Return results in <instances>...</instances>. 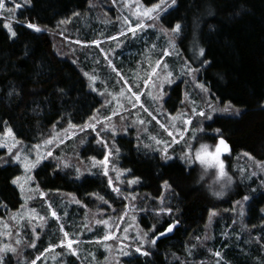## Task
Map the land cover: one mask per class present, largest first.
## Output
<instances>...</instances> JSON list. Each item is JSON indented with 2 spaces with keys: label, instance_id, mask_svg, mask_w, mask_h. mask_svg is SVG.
<instances>
[{
  "label": "trees",
  "instance_id": "16d2710c",
  "mask_svg": "<svg viewBox=\"0 0 264 264\" xmlns=\"http://www.w3.org/2000/svg\"><path fill=\"white\" fill-rule=\"evenodd\" d=\"M140 1L145 6L159 3V0ZM33 4L14 13L12 28L17 33L15 37H11L3 27L0 17V128L9 125L20 143L28 145L36 143L49 130L60 129L61 124H85L107 101L108 97L103 96L100 89L92 91L95 81L90 84L88 77L101 72L102 64H105V70L101 75H110L106 72L108 62H93L88 58L89 48H82L77 43V36L90 39L93 36H86L92 34L91 30L93 33L102 32L105 26L100 22L105 16L101 13V4L106 9L113 6L107 0H93L92 6L89 0H33ZM160 15L163 19L157 21L159 28L161 23L165 27L177 22L184 26L180 35H172L175 48L167 58L170 69L175 71L180 62H185L186 68L201 67L193 56L188 60L184 54L194 36L198 47L205 49L204 59L210 61L196 74L197 80L209 88L210 93L194 89L190 78L182 74L165 86L164 110L172 114L181 111L182 100L189 87L194 93H199L205 105L215 103L223 108L225 103H229L233 109L239 110V115L235 111L213 112L211 120L201 122V130L195 138L211 144L219 138L225 139L229 151L223 154L222 160L225 171L233 177L232 189L224 198H210L201 186L194 184L197 165L185 163L177 154L170 160H161L159 150L141 148L137 136H133L132 130L124 123L122 126L128 129L127 132L118 128L113 141L119 149L114 153V166L120 173V182L114 180L113 169V174L103 177L97 174L102 171L96 168L86 171L82 163L81 177L76 179V170L71 166L57 168L59 159L55 155L46 158L35 170L36 184L51 197L48 204L58 210L60 219L57 222L44 206L46 223L42 230L36 229L41 232L35 244L29 246V242L23 239L18 246L13 233L10 244L18 248L19 255L1 253L4 264H30L48 246L57 245L60 241L58 227L62 221H65V231L79 238L77 252L73 249L63 254L62 260H57L64 264H264V213L260 212V208H264V171L259 170L254 176L249 173L252 163L264 162V108L261 107L264 104V0H178L175 6L166 8ZM89 17L96 20L90 22ZM25 22L36 23L42 31L28 29ZM209 25L213 27L210 29ZM106 31L109 35L113 33ZM161 34V38L165 37V32ZM142 45V40H139V44L129 46L141 49ZM123 50L124 47L110 64L123 71V78L130 81L131 71L128 70L136 62H126L121 55ZM98 56L102 61L99 52ZM125 64L130 68L123 70L121 66ZM96 85L109 88L105 78ZM57 89H64V92ZM217 128L221 129L219 137L213 131ZM85 140V144L76 147L77 158L89 159L85 154L90 150L93 157L101 159L103 149L96 144L95 135L90 133ZM64 145L60 144L55 152L59 153ZM245 152L254 160L245 156ZM65 161H68L67 157ZM126 169L130 172L124 171ZM18 172L19 167L13 163L0 167V201L7 205V208L0 207V223H4L8 212L20 208L18 188L10 183ZM135 177L139 178V183L129 186L127 181ZM108 178L113 180V186L122 190L123 195L118 196L111 191L107 186ZM164 180L169 181L174 189L164 195V204L172 208L180 223L164 237H157L149 257H140L137 261L119 255L117 247L128 244L120 234L122 228H117L116 240H103L109 228L114 229L116 224L123 227L131 225L128 235L133 229L137 230V226L146 230L158 220L162 226L157 231H163L171 222L167 216L160 218L151 211L160 203L165 191L161 187ZM92 193L109 199L111 207L102 204L95 195H89ZM129 193L137 199L132 200ZM246 195L249 196L247 201L243 200ZM77 200L80 202L76 203ZM237 201L244 205L243 216L238 212ZM37 203L38 207L42 204ZM124 205L131 207V211L125 212ZM85 212L86 216L83 215ZM210 212L215 213L211 219ZM120 215L126 217V222L117 219ZM97 219L108 221V226L95 223ZM1 232L0 228V235ZM104 243L106 251L109 250L108 256L101 248ZM73 251L76 255L72 254Z\"/></svg>",
  "mask_w": 264,
  "mask_h": 264
},
{
  "label": "rangeland",
  "instance_id": "374dc122",
  "mask_svg": "<svg viewBox=\"0 0 264 264\" xmlns=\"http://www.w3.org/2000/svg\"><path fill=\"white\" fill-rule=\"evenodd\" d=\"M111 1L113 6L108 7V9L105 8L104 4H101L102 9L101 13L105 16L103 18V21L100 22L105 28L102 32L99 30L93 33V30H91V33L89 36H86L90 39H85L82 37L77 36V41L80 42V46L84 49L89 48L88 53L86 55L88 58L93 59V62H108L107 65L109 68H106V72H109L110 75H107L105 77L104 75H101V73L104 72L105 64H102L101 72L92 74L96 77L95 80H90L89 77V83L94 85L97 90L100 89L103 96L104 94L108 97L107 101L103 103L102 108L98 109L96 114L94 115L95 119L92 120L93 123L96 121H101V124L98 125V127L102 126L104 121V117L110 116L113 112H117L118 115L112 116V119L110 121H107L109 124V130L107 131V134L105 135V139L109 142H113L112 138V130H115V132L118 131V128H120L124 123L126 126L132 130L131 134L133 136H137L138 140L140 141L141 148H156V150H160L164 145H157L155 143V140L151 139L152 137H155L156 139L164 141L165 144L170 142L172 139L168 136L167 132L164 131V129L159 127L160 123H163L165 127L169 129V131H172L174 135L176 136L177 140H184L188 144L194 145V147L191 149L189 155L192 157V163L193 166L197 165V168L195 169V174H197L198 171L203 170L205 168L210 169L215 168L218 170L217 165L215 162H212L211 164H205L201 161L197 160L195 158L196 149L199 148L201 144L208 145L209 150L215 151V144L218 143L216 141L215 143L211 144L210 142H207L205 140H195L197 132L195 136H193L191 131H184L183 136L180 135V130L184 128L185 126L182 123L183 118L190 112V109L192 106L197 107L198 109L205 108L206 105L203 100H201V97L198 96L199 93H194L193 88L186 91L183 102V107L181 111H177L175 113H167L164 108L161 100L160 102H157L154 97L158 95L159 91H163L165 93V86L169 84H161L160 81L167 75V72H172L173 75L171 79L174 81V77H181L182 74H186L187 68L185 62H180L179 65L176 67V70L173 71L169 68V64L167 61V58L170 54V52L175 48L173 34L168 31L165 32V37H162L161 32L159 31L160 28L157 25V22H153L152 20H149L148 17H144L141 14L144 11H147L150 9L151 6H145L141 3L140 0H107ZM17 3H21L22 0H16ZM14 5L12 3H6V8H12ZM107 6V5H106ZM166 9V8H165ZM109 16H107V14ZM13 13H8L6 11H0V17L2 18L3 25L9 24L12 27V22L15 20L13 17ZM91 18L90 22L95 21L93 17ZM125 18H128V24H125ZM140 20H143L145 23V27L142 29H139L136 31L135 34H132L128 31V27H134L137 22ZM151 25V26H149ZM88 26V25H85ZM113 31L112 34L109 35V33H106L107 31ZM104 32V33H103ZM120 33H123V35H120ZM146 35H148V38L146 39ZM115 36V40H110L108 37ZM157 40L158 42L155 40ZM159 39H161L159 41ZM97 41V44L91 43V41ZM139 40H142L143 47L141 49H138V47H130V44H139ZM83 41H88L90 43H84ZM74 42V41H73ZM157 42V45H156ZM119 45V46H117ZM198 42L194 36L192 38V41H190L185 49V53L183 49H181V52L186 54L187 58L189 60V56H195L196 51L198 48ZM95 48H92V47ZM155 46V47H154ZM124 47V50L122 51L121 55L123 54L124 59L126 62H136L135 65L131 68L129 65L125 64L122 67L123 70L129 69L128 71H131V74L129 77H131V80L128 81L127 79H121L123 77L122 72L110 64V62H113V58L116 56L118 51ZM92 48V49H91ZM168 51V55L164 56V51ZM96 52V53H95ZM98 52L102 56V61L99 60ZM156 52H158V56L156 57ZM161 52V54H160ZM84 54V52H83ZM97 54V55H95ZM160 54V55H159ZM90 56V57H89ZM161 60V65H157L156 61L158 59ZM119 61L121 62V56H118ZM195 60V59H194ZM167 64L168 68L167 70L162 69V65ZM152 67H157L158 75H153L151 78H149L148 73L151 71ZM97 69V68H96ZM119 74V75H117ZM91 77V76H90ZM108 80L109 82V88L107 86L98 87L96 85V82L103 81L104 78ZM149 79V84L145 85L144 80ZM101 86V84H100ZM91 87V88H93ZM110 89V90H109ZM131 89V91H129ZM141 96V103L144 104L145 108H148L149 112L152 113L153 116L156 117V119H153L152 116L148 114V112H145L139 105H137L135 108L132 107V103L134 102V96L132 95L134 92H137ZM99 93V92H98ZM121 93H123L121 95ZM151 93V94H149ZM102 98V95H101ZM163 99V97H162ZM103 100V98H102ZM104 101V100H103ZM212 104V103H211ZM214 104V105H213ZM212 105L214 107H217L215 103ZM121 105L123 107H121ZM124 116V120L120 119V116ZM195 122L190 123L187 127L189 129H200L201 127V120L198 117L192 118ZM142 120L144 121L143 125L139 123H134V121ZM84 125V124H83ZM70 126V124L65 125L61 124L60 129L54 128V130H49V132H46L45 135H42L41 138L34 144L28 145L19 143L16 144V141H19L12 130V128L9 125H3L0 128V151L1 156L5 155H12L16 151H19L21 153V156L29 155L30 158L35 159L37 153L43 155L47 158V153L51 152L53 155L58 157L60 160H66V157L68 158V161H66L70 166L72 170H76V166L81 170L82 172V166L80 163L85 165V170L91 172L93 169L96 168L97 170H100L103 172L102 166L99 164H96L95 167H93L95 161L90 159V157H93L94 154L90 153V150L87 151L86 157L89 159H83V157L77 158V146L81 145V141H86V136H89L90 133L92 135H95V132H92L90 129H84L81 131L82 126ZM200 125V126H199ZM11 129V135H8V130ZM71 138L70 141L67 139ZM51 140L52 143L48 144L45 143V141ZM64 144V148L61 149V151L55 152L57 148H59L60 144ZM86 143V142H85ZM84 143V144H85ZM94 142L92 141L91 144ZM13 144H16V147L13 149V153H8V148L11 147ZM35 145H39V148H35ZM95 145V144H94ZM98 145V144H97ZM147 146V147H145ZM98 147H101L100 145ZM137 148V147H136ZM185 148L184 143H178L171 145L169 149V156L172 155H178V157L181 155L182 151ZM28 150H31L30 152ZM54 150V151H53ZM60 150V149H59ZM67 152V154H66ZM226 152L220 153V160L223 162L222 157L223 154ZM104 155V152H103ZM66 156V157H65ZM46 158L44 160H46ZM71 158V159H70ZM71 161H70V160ZM41 161L42 162L44 161ZM97 161L100 159H96ZM114 154L110 157L109 164H108V171L111 173L112 169L115 172L114 173V180L117 182H120V179H117L118 171H115L114 166ZM16 164L19 167V172L15 177L19 176L20 181L19 184L23 185V192L21 191V188L17 186L19 191V196L21 199V205L20 208L12 211L11 213L8 212L7 216L3 219L4 223H0L1 226V235H0V242L1 245H12L11 243V236L14 235V240L17 238L23 240L26 239L31 246L35 244V240L40 235V232H37L36 229L42 230L46 223V215L44 213V206L48 209V200L51 199V197L48 194H45L44 197H40L38 192L35 191L37 184H36V176H35V170L41 165H38L36 168H32L29 171H25L24 166L22 163H13ZM224 165V162H223ZM209 170V171H210ZM225 170V169H224ZM259 169L256 167L255 163H252L251 167L249 168V173H257ZM32 176V180H28L27 177ZM113 178V177H112ZM42 191V190H40ZM29 197H33L32 199H28ZM62 195H60V198ZM37 201H39L40 206H37ZM61 203V200L59 201ZM64 203L62 201V204L64 206ZM23 205V207H21ZM35 209V213L32 212V210ZM131 207H127L125 212L131 211ZM238 212L240 214V207L237 206ZM53 210L57 211V217L54 218L55 220L60 219L59 212L56 208ZM85 212L83 215L86 216ZM50 214V213H49ZM63 219L65 217V211L62 213ZM39 216H44L45 221H39ZM88 216V215H87ZM122 215L118 216L117 219L121 221L120 217ZM124 216V215H123ZM88 218V217H87ZM131 219V218H130ZM31 220V223L29 221ZM95 222V221H94ZM41 224H43V227H41ZM61 224H65V221L63 223L60 222L59 226ZM26 225L25 227L21 228L20 226ZM106 227V226H105ZM108 228V227H107ZM59 229V227H58ZM117 229L116 227L114 229H110L106 231L105 235H111L112 233L115 234L114 239H117ZM35 232V235L33 233ZM137 230L133 229L127 236L128 239L125 240L127 244L133 243V237L136 235ZM76 234L78 236L79 234ZM120 234L124 237L125 233L123 232V228L120 232ZM120 235V236H121ZM27 236H29V239H27ZM59 239L60 241L57 243V245H54V247L49 248V251L45 252L38 256V259L36 258L35 261L38 264H64L63 261H57L62 260L63 254L70 252L71 250L75 249L77 252V247L79 246V238H74L72 235L68 234V239H71L74 243L72 246V249L69 250L66 246V241L62 244L61 242L64 240L63 234L59 231ZM119 238V235H118ZM124 241V242H125ZM121 242V241H119ZM121 242V243H124ZM3 243V244H2ZM121 247V246H120ZM120 247L117 249L120 251ZM103 249L105 251L107 250L106 243L102 245ZM126 251V250H125ZM106 255H109V250L106 251ZM1 255V253H0ZM85 256V255H84ZM31 264V263H30Z\"/></svg>",
  "mask_w": 264,
  "mask_h": 264
},
{
  "label": "snow or ice",
  "instance_id": "6c2138e0",
  "mask_svg": "<svg viewBox=\"0 0 264 264\" xmlns=\"http://www.w3.org/2000/svg\"><path fill=\"white\" fill-rule=\"evenodd\" d=\"M178 0H159V3L154 4L150 9H148L147 11H144L141 15L144 17H148L149 20H152L153 22H157V21H162V17H161V13L164 12L165 8H171L173 6H175L177 4ZM6 3H12L14 6L12 8H6L5 5ZM93 4V0H89V5L92 6ZM34 6L33 4V0H22V3H17L16 0H0V11H6L8 13H15L17 11V9L21 8V7H32ZM211 14V13H209ZM73 15H78V13H73ZM125 24H128V18H125ZM60 23H63V21H61ZM145 23L143 20H140L139 22H137L135 24L134 27L129 26L128 27V31L131 32L132 34H135L137 30L142 29L143 27H145ZM151 26V25H149ZM4 28H6L10 34L11 37H15L17 35V33L13 30V28L9 25V24H4L3 25ZM25 27H27L28 29H31L35 32H41L42 28L40 26H38L36 23H32V22H25ZM183 24L180 22H177L175 24L170 25L169 27H165L163 23L160 24V31L161 32H168L170 31L174 36H178L182 33L183 31ZM213 26L209 25V28L211 29ZM120 35H123V33H120ZM108 39L110 40H115L116 37L115 36H110L108 37ZM77 43H80L79 41H77ZM91 43L93 44H97L98 42L93 40L91 41ZM119 46V45H117ZM175 46V45H173ZM169 53L167 50L164 51L163 55L167 56ZM206 55L205 49L204 48H198L196 51L195 56L193 57V59H195L197 62L201 63V67L200 68H193L191 66L187 67V72H186V76L190 78L189 82L193 85L194 89H198L200 92L203 93H210V89L207 88L203 83L199 82L196 78V74L198 72H200L204 65H208L210 63L209 60L204 59V56ZM163 59V57H161V59H158L156 61L157 65H161V60ZM75 63V61H74ZM168 65L167 64H163L162 65V69L163 70H167ZM85 75L87 76L88 74L85 73ZM119 75V74H117ZM153 75H158V71H157V67H152L151 71L148 73L149 78H151ZM173 73L172 72H167V75L160 81L161 84H172L173 80L171 79ZM221 79H223V76L220 77ZM90 80H95L96 77L95 76H91L89 77ZM121 79H123V77H121ZM144 84L148 85L149 84V79H145L144 80ZM97 89L95 87L92 88V91L95 92ZM58 92L63 93L64 89H57ZM129 91H131V89H129ZM12 93L10 92L9 95H11ZM19 95V93H17ZM123 93H121L122 95ZM151 94V93H149ZM134 96V102L132 103V107L135 108L137 105H139L145 112H148V114L150 116H152L153 119H156L155 116L152 115L151 112H149L148 108L144 107V104L141 103V96L138 94L137 92H134L132 94ZM165 95V93L161 90L159 91L158 95H156L154 97V99L157 102H160L162 100V97ZM102 107H104L102 105ZM121 107H123L121 105ZM261 107L264 108V104H261ZM230 111H235L237 115H239V110L238 109H233L232 105L229 103H225L223 108H219V107H214L211 103H208L206 105L205 108H201L198 109L195 106H192L190 109V112L183 118L182 123L185 126L184 128H182L180 130V135L183 136V132L184 131H191L193 136H195L197 131H200L201 129H189L187 126L190 123H194L195 121L192 119L193 117H198L201 121L203 120H211L212 117V113L213 112H222V113H228ZM118 115L117 112H113L110 116H106L104 117V121L105 123H103L102 126L98 127V125L101 124V121H96L95 123L92 122V120L95 119V117L90 118V120L88 122H85V124L82 126L81 131H83L84 129H90L92 132H95V142L96 144L100 145L103 149L104 155L100 160H96V157H91L90 159H92L93 161H95L93 167L96 166V164H99L100 166H102L103 168V172L102 173H97V174H101L103 177H109V171H108V164H109V160L110 157L114 154V153H118L119 149L116 147V144L114 142L109 143L106 139H105V135L107 134V131L109 130V124L107 123V121H110L112 119V116H116ZM121 120H124V116H120ZM134 123H139L141 125H143L144 121L142 120H137L134 121ZM70 126L74 127L75 125H71ZM159 127L164 129L165 132H167L168 136L171 137L172 139L170 140V142H168L167 144L164 143V141L156 139L155 137H152L151 139L155 140V143L157 145H164L160 150H159V155H160V159L161 160H170L172 159L171 156H169L168 152L169 149L171 147V145L174 144H178V143H184L185 144V148L182 151L181 155H180V159L183 160L185 163L191 164L192 163V157L191 155H189L191 149L194 147V145L192 144H188L186 141L184 140H177L176 136L174 135V133L172 131H169V129L167 127H165V125L163 123L159 124ZM127 128L124 126H121V131L123 132H127ZM217 136L219 137L221 134V129L217 128L213 130ZM8 135H11V129L8 130L7 132ZM115 135L116 132L115 130H112V138L113 141L115 139ZM20 141H16V144H19ZM45 143L51 144L52 141L51 140H47L45 141ZM16 144H13L11 147L8 148V153L11 154L13 153V149L16 147ZM81 144H84V141H81ZM35 148H39V145H35ZM147 147V146H145ZM215 151H211L209 150L208 145L205 144H201L199 146V148L196 149V153H195V158L199 161H201L202 163L205 164H211L212 162H215V164L217 165L218 171L221 175H224L225 170H224V165L223 162L220 160V153L221 152H227L229 151V146L226 143L225 139L223 138H219L218 143L215 144ZM29 152L31 150H28ZM245 156H247L249 159L254 160V157L249 156V153L245 152L244 153ZM53 154L51 152L47 153V158H52ZM46 157H44L43 155L37 153L36 158L32 159L30 158L29 155H24L23 157L21 156V153L19 151H16L14 154L12 155H5V156H0V167H4L6 164L9 163H22V165L25 168V171H29L32 168H36L38 165L41 164V161L44 160ZM61 165H63L64 168H68L70 167V165L64 161V160H60L57 163V168H60ZM256 167L260 170V171H264V162H255ZM55 171V170H53ZM124 171H128L130 172V170H124ZM241 172L243 173L244 170L241 169ZM251 175H256L255 172L251 173ZM81 177V170L79 168L76 169V179H80ZM232 177H230L231 179ZM242 178H244L242 176ZM28 180H32L33 177L32 176H28L27 177ZM117 179H120V173L117 174ZM20 181V177L17 176L13 179L10 180V183L13 185H17L21 188V191L23 192V185L19 184ZM123 183V181H121ZM128 185L131 186L133 184L139 183V178L135 177L132 178L130 180L127 181ZM107 186L111 189V191L113 193H116L118 196L123 195L122 190L119 187H115L113 186V180L111 178H108L107 180ZM161 187L165 190L164 192H162V198L160 199V203L159 205L152 209V213L154 216L163 218L165 216L168 217V219L171 220V222L167 223V226L163 228V231H157V228L161 225V220H158L156 223L152 224L151 226H149L146 230L145 229H140L137 226V232L136 235L133 237V243L132 244H128V245H124L122 244L120 247V252L119 255L121 256H126V257H130L132 260H137L139 261L140 257H149L151 254V247L156 245L157 243V237H164L167 233H170L174 230V227L180 223L178 218H175L173 215V210L170 206H165L164 204V195L167 193H171L174 189H173V185H171L169 183V181L164 180L162 182ZM35 191L38 192L40 197H44L45 193L43 191H40L39 189V185H37ZM253 191H255V189H253ZM89 195H95L96 199L100 202H102V204L104 205H108L109 207H111V205L109 204V199H106L103 195H99L96 193H92ZM132 200H136L137 197L133 196L131 193L128 194ZM33 197H29L28 199H32ZM243 200L247 201L249 200V196H244ZM80 201L77 200L76 203H79ZM237 204L240 206V215L243 216L244 215V205L242 202L237 201ZM0 207H4L7 208V205L3 203V201H0ZM23 207V205L21 206ZM128 205H124V208H127ZM48 211L51 215V217L54 218H58L57 217V211L53 210V207L51 204H48ZM99 211V210H98ZM33 213H35V209L32 210ZM260 212L264 213V208H260ZM215 215L214 212H210L209 214V219H211V217ZM120 219L122 221L126 222V217L125 216H121ZM132 220L135 221L136 217L133 216ZM39 221H45V217L44 216H39ZM29 223H31V220L29 221ZM95 223L97 224H104L105 226H108V221L106 220H102V219H97L95 220ZM41 227H43V224H41ZM116 228H123V232L125 233L123 239L127 240L128 236L127 233L130 231V228L132 227L131 225H129V227H123L122 224H116L115 225ZM59 231L61 233H63V237L64 240L61 242L62 244L66 241V246L69 250L72 249L73 246V241L71 239H68V233L67 231H65V227L63 224H61L59 226ZM33 235H35V232L33 233ZM115 237V234L112 233L111 235H105L102 237L103 240H109V239H113ZM207 239V237L205 238ZM257 242H259L260 237L258 236L257 238ZM22 240L17 238L15 240V244L16 245H21ZM145 245H148V248H145ZM31 246V245H29ZM54 247V245H50V248ZM127 248L128 250L125 251L124 249ZM49 251V248L45 249V252ZM6 252H12L15 255H19L18 252V248L17 247H13L12 245H3L0 246V253H6ZM73 255H76L75 251L72 252ZM136 254H139V256H137ZM215 255L219 256V253H215ZM38 259V257H37ZM0 264H4V258L3 255H0ZM31 264H36V261L33 260L31 261Z\"/></svg>",
  "mask_w": 264,
  "mask_h": 264
},
{
  "label": "clouds",
  "instance_id": "9594fccd",
  "mask_svg": "<svg viewBox=\"0 0 264 264\" xmlns=\"http://www.w3.org/2000/svg\"><path fill=\"white\" fill-rule=\"evenodd\" d=\"M227 171L221 175L219 171L213 168L211 171L205 168L197 172V178L194 184L201 186L206 194L213 199L224 198L233 187V177Z\"/></svg>",
  "mask_w": 264,
  "mask_h": 264
}]
</instances>
